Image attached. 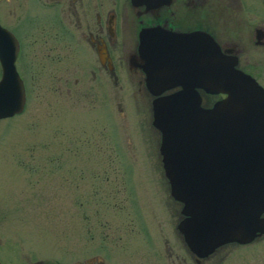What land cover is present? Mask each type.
I'll return each mask as SVG.
<instances>
[{
	"label": "rangeland",
	"instance_id": "rangeland-1",
	"mask_svg": "<svg viewBox=\"0 0 264 264\" xmlns=\"http://www.w3.org/2000/svg\"><path fill=\"white\" fill-rule=\"evenodd\" d=\"M29 32L25 109L0 119V242L48 264H83L94 253L111 264L151 259L145 240L159 231L172 241L175 220L153 167L147 99L123 70L115 81L109 72L90 79L86 55L41 72Z\"/></svg>",
	"mask_w": 264,
	"mask_h": 264
},
{
	"label": "water",
	"instance_id": "water-1",
	"mask_svg": "<svg viewBox=\"0 0 264 264\" xmlns=\"http://www.w3.org/2000/svg\"><path fill=\"white\" fill-rule=\"evenodd\" d=\"M138 38L163 170L171 196L183 204L178 230L198 254L247 240L264 209V90L222 55H182L190 44L212 42L204 32L147 27ZM16 52L15 37L0 25V118L24 104ZM195 86L226 97L203 108Z\"/></svg>",
	"mask_w": 264,
	"mask_h": 264
},
{
	"label": "flooded vegetation",
	"instance_id": "flooded-vegetation-1",
	"mask_svg": "<svg viewBox=\"0 0 264 264\" xmlns=\"http://www.w3.org/2000/svg\"><path fill=\"white\" fill-rule=\"evenodd\" d=\"M0 4V25L8 29L18 42L14 65L24 86V107L29 87V62L26 59L29 31L35 37L36 51L33 53L39 55L41 72L47 73L49 67L56 71L65 55H86L88 60L92 59V66L85 69L90 79L96 80L98 76L102 81L109 72L115 81L116 70H123L132 77L130 83L136 86L137 92L147 99L148 124L154 135L156 157L153 167L159 173L163 192L168 191L165 207L175 220L172 227L175 240L172 237L170 241L169 234H160L159 231L158 235L151 233L145 242L151 244L153 256L148 260L138 259L139 264H264V209L259 214V229L245 241H225L205 254L194 252L186 244L177 228L178 222L184 218L180 213L183 204L170 195L169 182L163 171L160 133L152 125L151 101L154 96L146 85L138 49V33L142 28L157 27L177 33L201 31L208 34L213 43L190 44L182 55H222L264 90V0H0ZM32 9H36L34 13L30 12ZM68 61H72L71 57ZM61 76L64 85L75 81L69 77V67L63 69ZM180 88L179 85L172 86L164 93ZM194 89L203 108H209L226 96L223 92H206L201 86ZM136 261L132 260L130 264H136ZM0 264L48 262L26 251L23 245L4 240L0 242ZM83 264L111 263L102 259L100 253H94Z\"/></svg>",
	"mask_w": 264,
	"mask_h": 264
}]
</instances>
